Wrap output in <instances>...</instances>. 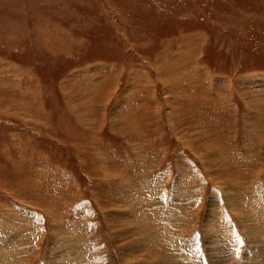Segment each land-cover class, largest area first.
Segmentation results:
<instances>
[{
  "label": "rangeland",
  "instance_id": "rangeland-1",
  "mask_svg": "<svg viewBox=\"0 0 264 264\" xmlns=\"http://www.w3.org/2000/svg\"><path fill=\"white\" fill-rule=\"evenodd\" d=\"M263 242L264 0H0V264Z\"/></svg>",
  "mask_w": 264,
  "mask_h": 264
},
{
  "label": "bare ground",
  "instance_id": "bare-ground-1",
  "mask_svg": "<svg viewBox=\"0 0 264 264\" xmlns=\"http://www.w3.org/2000/svg\"><path fill=\"white\" fill-rule=\"evenodd\" d=\"M231 200H232V199H231ZM229 202H230V201H229ZM231 205H232V204H231ZM234 206H235V205H234ZM234 206L232 205V209H233L235 212L238 211V210H236V209L233 208ZM238 206H239V205H238ZM238 212H239V211H238ZM258 232H259V231H258ZM249 234L252 235V238H253V236L255 235L254 231H252V230H251V233H249ZM254 237H255V236H254ZM250 238H251V236H250ZM260 239H261V238H260ZM249 240H250V239H249ZM252 241H253V240H252ZM254 241H255V240H254ZM207 243H208V242H207ZM250 243H251V242H250ZM263 243H264V242H263ZM207 245H208V244H207ZM260 245H261V244H260ZM54 246H55V244L53 243V244H52L53 249H54ZM135 246H136V245H135ZM139 246H140V244H139ZM214 247H215V246H214ZM207 248H208V247H207ZM211 248H212V247H211ZM211 248H210V253H211V251H212ZM145 249H146V248H145ZM145 249H144L143 251L138 250V251H136V252H134V253H140V254H142V253H145L146 251H147V253H148V250H145ZM214 250H216V249H214ZM214 250H213V251H214ZM221 250H222V249H221ZM248 250H249V249H248ZM127 251H128V250H127ZM263 251H264V250H263ZM263 251H262V252H263ZM125 252H126V251H125ZM221 252H222V251H221ZM130 253H131V252H130ZM214 253H215V252H214ZM214 253H213V254H214ZM249 253H251V252H249ZM249 253H248V254H249ZM211 254H212V253H211ZM252 254H254V253H252ZM150 255H152V254H150ZM214 255H215V254H214ZM260 255H261V254H260ZM129 256H130V254H129ZM153 256H154V255H153ZM222 256H223V255H222ZM245 256H247V253H246ZM249 256H250V254H249ZM253 256H254V255H253ZM126 257H127V256H126ZM154 257H156V256H154ZM159 257H160V256H159ZM250 257L252 258V255H251ZM57 258H59V257H57ZM163 258H164V257H163ZM163 258L161 257L162 261H159V262L156 263V264H167ZM215 258H216V257H215ZM247 258H248V256H247ZM168 259H169V258H168ZM212 259H214V258H212ZM212 259H211V260H212ZM253 259H255V258H253ZM57 260H58V261H57ZM57 260H56V258L53 257V254H51V257H49V255H48V261H49V262L47 263V262L45 261V263H46V264H58L59 259H57ZM155 260H156V258H155L154 260H152V261L155 262ZM247 260H248V259H247ZM256 260H257V259H256ZM152 261H151L150 263L147 262L146 264H152ZM216 261H217V260H212V261H211V264H217ZM243 261H244V260H243ZM253 261H254V260H253ZM253 261H252V262H253ZM250 262H251V260H250ZM252 262H251V263H252ZM242 263H243V262H242ZM255 263H258V262H255ZM255 263H254V264H255ZM144 264H145V263H144ZM209 264H210V262H209ZM220 264H221V263H220ZM246 264H247V263H246Z\"/></svg>",
  "mask_w": 264,
  "mask_h": 264
}]
</instances>
